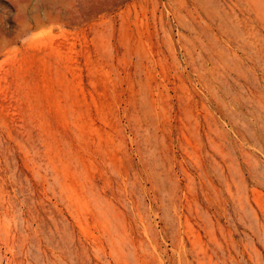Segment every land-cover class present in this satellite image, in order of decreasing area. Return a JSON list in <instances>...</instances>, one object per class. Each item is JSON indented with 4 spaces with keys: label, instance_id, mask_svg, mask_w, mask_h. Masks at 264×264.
Listing matches in <instances>:
<instances>
[{
    "label": "rangeland",
    "instance_id": "374dc122",
    "mask_svg": "<svg viewBox=\"0 0 264 264\" xmlns=\"http://www.w3.org/2000/svg\"><path fill=\"white\" fill-rule=\"evenodd\" d=\"M0 264H264V0H0Z\"/></svg>",
    "mask_w": 264,
    "mask_h": 264
}]
</instances>
